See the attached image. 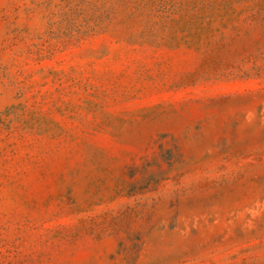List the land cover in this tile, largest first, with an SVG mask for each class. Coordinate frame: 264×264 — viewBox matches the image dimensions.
Returning a JSON list of instances; mask_svg holds the SVG:
<instances>
[{
  "label": "rangeland",
  "instance_id": "1",
  "mask_svg": "<svg viewBox=\"0 0 264 264\" xmlns=\"http://www.w3.org/2000/svg\"><path fill=\"white\" fill-rule=\"evenodd\" d=\"M0 264H264V0H0Z\"/></svg>",
  "mask_w": 264,
  "mask_h": 264
}]
</instances>
